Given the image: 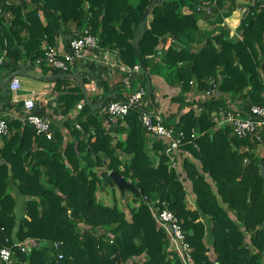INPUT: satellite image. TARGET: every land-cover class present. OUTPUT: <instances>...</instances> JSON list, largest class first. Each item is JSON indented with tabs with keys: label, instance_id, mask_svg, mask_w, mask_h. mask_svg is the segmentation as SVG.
Wrapping results in <instances>:
<instances>
[{
	"label": "trees",
	"instance_id": "trees-1",
	"mask_svg": "<svg viewBox=\"0 0 264 264\" xmlns=\"http://www.w3.org/2000/svg\"><path fill=\"white\" fill-rule=\"evenodd\" d=\"M187 1L0 0V56L6 52L0 69L9 73L3 82L0 75L1 98L12 99L5 82L41 61L44 74L52 71L66 117L62 128L52 122L51 140L20 118H6L10 133L0 137V250L13 248L14 264H182L168 249L145 196L169 204L198 264H264V142L240 139L216 120L229 109L247 117L253 106H264V0H217L213 15H220V28L201 37L197 17L182 11L188 5L198 13L195 1ZM244 7L248 13L236 30L241 39L231 37L225 19ZM70 26L90 29L100 38V48L117 52L126 67L142 69L132 91L150 85L152 75L180 87L172 99L179 119L173 124L165 119V124L192 142L183 148L192 157H184L181 174L169 170L165 146L149 138L139 121L149 97L123 122L107 126L101 110L124 95L112 87L109 91L103 81L102 95L88 98L87 104L89 80L45 62L43 44L55 46ZM69 34L68 51L78 37ZM125 77L122 73L120 90L126 89ZM208 91L213 94L207 97ZM191 93L200 98L190 100ZM17 106L23 114V101ZM111 172L139 190L138 196L127 190L121 194L122 209L98 199L100 189L119 190ZM12 188L26 198L19 220ZM127 192L139 203L130 208L131 221L125 214ZM189 193L194 209L188 208ZM29 239L47 244L27 253L15 247ZM51 243H58L59 250Z\"/></svg>",
	"mask_w": 264,
	"mask_h": 264
},
{
	"label": "built area",
	"instance_id": "built-area-1",
	"mask_svg": "<svg viewBox=\"0 0 264 264\" xmlns=\"http://www.w3.org/2000/svg\"><path fill=\"white\" fill-rule=\"evenodd\" d=\"M195 2L196 10L206 16L213 14V9L217 4V0H195ZM235 36L241 39V36L237 32L231 34V37ZM99 42L100 38L96 34H93L90 29H85L78 34V37L69 42V51H65L57 45L52 46L44 43V60L50 68L63 73H69L70 70H74L79 60L83 59L86 52H88L87 50L100 49ZM5 55L6 52L3 56H0V67L5 61ZM40 63L41 61L37 62L38 65ZM119 69L126 74L124 84L129 94H127L124 100L112 102L101 110V115L105 118V124L107 126H111L118 121L123 122L133 108L142 106V101L149 95L148 86L138 87L136 91H132V81L135 78L140 79L143 75L140 67L130 69L125 65H121ZM21 89L22 86L19 77H12L9 80V90L12 93H16ZM212 94V91H208L206 96L208 97ZM35 107L34 98L24 99L23 114L19 118L32 126L38 136H45L48 140H51L53 138L52 120L46 116L36 114L34 111ZM142 109L139 115V121L147 136L163 143L165 146L164 153L169 161V170H176L181 174L184 157H192L183 148L186 144H192V142H188L187 135L183 131L176 132L174 128L166 126V117L160 108L154 107L149 109L146 106V108ZM216 120L218 121V127L224 125L230 126L233 134L240 139L253 137L260 143L264 142V106H253L250 109V116L247 117H243L242 112L237 109H229ZM9 133L10 129L6 117L0 116V137L7 136ZM196 136L197 134L193 132L192 137L195 138ZM143 200L147 204L157 227L165 232L169 241L170 251L178 257L182 264H198L193 256V247L187 240L180 220L169 208V204L159 199H149L146 196ZM43 244L47 243L45 241L29 239L25 242H17L15 247L23 253H27L41 247ZM51 247H54L58 251L60 245L58 243H51ZM14 256L15 251L13 248L1 249L0 264H14ZM62 256L59 253L60 259ZM214 264L219 263L214 262Z\"/></svg>",
	"mask_w": 264,
	"mask_h": 264
},
{
	"label": "crops",
	"instance_id": "crops-1",
	"mask_svg": "<svg viewBox=\"0 0 264 264\" xmlns=\"http://www.w3.org/2000/svg\"><path fill=\"white\" fill-rule=\"evenodd\" d=\"M250 1L251 0H242L240 1V3L247 4ZM246 10L248 9H245V7L244 9H239L235 12L231 19H225V26L228 25L232 27L231 34L237 32V27L239 26L241 20L244 18L243 14ZM150 17L151 16H149V19ZM70 32L78 35L81 31H79L74 26H70V29L67 30V33L65 35H61L56 39V45L59 48L64 49L65 51H68L66 43L71 38L69 34ZM160 48H163V46H161ZM87 51L88 52H86L83 59L79 60L77 67L73 70L75 78H80L81 80L84 78L89 80V83L86 85L85 91L87 93V97L91 98L92 101H94L95 97L101 96L103 92L100 88L101 82L106 81L110 84V87L108 88L109 91H111L110 89L112 87L114 90H119L124 95V98H126L127 94H129L127 89L122 88L120 90L121 87L117 85L122 80L123 73L119 69V66L123 64L120 61L118 53L102 48ZM7 74L9 73L0 69V75L2 76L1 82L5 81L4 78H7ZM14 76H18L21 79L20 81L22 89L16 93L11 92L12 99L8 101H5L1 98L2 92L0 91V110H2L0 111V116H4L6 118H19L22 110H19L17 104L22 102L26 98H34L36 104L34 111L36 114L50 118L52 122L56 123L57 127H64L63 124L66 121V117L61 112L58 101L59 93L55 89L56 82L54 81L55 78L52 76V71L44 74V72H42L38 65L34 69L30 66H26L24 71H21V73H18ZM22 78L24 82L22 81ZM139 80L140 79L135 78L134 81ZM69 86L74 87L75 81L72 80ZM147 86L149 89V100L146 103V106L151 109L154 107L158 109L160 108L166 117V122H169L171 124L177 122L180 116V112L178 111V104L174 103L172 99L180 93L179 87L169 84L163 77L158 75H152L150 78V85ZM6 87L7 89L9 88V80L7 81ZM136 88H138V85ZM189 95H191L189 97L190 100L200 98L195 93H191ZM203 97L204 96H202V98ZM187 110L188 109L182 112L184 113ZM77 113L78 109L74 110L70 114V117L74 119ZM63 130L67 132L65 128H63ZM67 137L66 139H68ZM262 149L264 150V147H262ZM184 176L185 175L182 176L183 180ZM185 184H187L188 188V183L185 182ZM188 208H195V198L191 193H189L188 196Z\"/></svg>",
	"mask_w": 264,
	"mask_h": 264
},
{
	"label": "rangeland",
	"instance_id": "rangeland-1",
	"mask_svg": "<svg viewBox=\"0 0 264 264\" xmlns=\"http://www.w3.org/2000/svg\"><path fill=\"white\" fill-rule=\"evenodd\" d=\"M135 3H137L139 0H133ZM170 1V0H168ZM187 1V0H186ZM195 1V0H194ZM196 3V2H195ZM186 4H192L191 3V0H188ZM217 7V4L216 6L214 7V9ZM195 8H196V5H195ZM214 9H213V12H214ZM182 11L185 13V14H192L194 13V15L197 17L198 19V25H199V30L198 31V36H202L204 32H210V31H215L217 30L218 28V25L220 23V15L218 13H216L215 15H211V16H206L205 14H198L195 12L194 9H190L189 6L187 5L186 7L184 6V8L182 9ZM152 20V16L150 17L149 21ZM218 23V25H216ZM225 25V23H224ZM229 29L230 32H232L231 30V26H228L226 25ZM20 79V78H19ZM21 80V79H20ZM22 81L24 82L23 78H22ZM188 109V108H186ZM184 109V110H186ZM223 115V114H222ZM221 115V116H222ZM220 116V117H221ZM124 137V136H121V138ZM129 182H131L130 180H128ZM12 193L15 195L16 199H17V208H16V217L18 218V220L24 215V212H25V197L21 196L16 188H12ZM98 199L105 203L106 205L108 206H112L114 204V202H117L119 207L122 209L124 208V205H123V199L122 198V195L120 193L119 190H113L111 188L108 187V189H100L98 190ZM125 199H126V202L128 201V204L129 206L126 207L125 209V214H126V218L128 221H131V213H130V208L131 207H138L139 206V203L138 204H134V201L130 195L129 192L126 193V196H125ZM125 203V202H124ZM168 249L170 250V248L168 247Z\"/></svg>",
	"mask_w": 264,
	"mask_h": 264
},
{
	"label": "water",
	"instance_id": "water-1",
	"mask_svg": "<svg viewBox=\"0 0 264 264\" xmlns=\"http://www.w3.org/2000/svg\"><path fill=\"white\" fill-rule=\"evenodd\" d=\"M256 5V3H255ZM248 13V10H246L244 12V16L245 17ZM143 22L145 21V17L143 18L142 20ZM163 42L165 43L166 42V39H163ZM7 85V82H5V86ZM211 90L214 91V84L211 85ZM85 95H86V103L89 104V100H88V97H87V93L85 92ZM220 93L218 92L217 93V96H219ZM101 108V105H99L98 107L94 108V110H97ZM4 165V162L2 161V159L0 158V166H3ZM261 168V173H262V176L264 177V166L261 165L260 166ZM110 176L111 178L113 179V181L115 182L116 186L118 187L120 193L123 195L125 193V191H130V192H133L135 193L137 196L139 195V190L136 189L131 182H129L127 179H125L123 176H121L119 173H116V172H111L110 173Z\"/></svg>",
	"mask_w": 264,
	"mask_h": 264
},
{
	"label": "bare ground",
	"instance_id": "bare-ground-1",
	"mask_svg": "<svg viewBox=\"0 0 264 264\" xmlns=\"http://www.w3.org/2000/svg\"><path fill=\"white\" fill-rule=\"evenodd\" d=\"M65 74V73H64ZM11 92V91H10Z\"/></svg>",
	"mask_w": 264,
	"mask_h": 264
}]
</instances>
